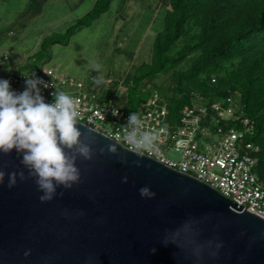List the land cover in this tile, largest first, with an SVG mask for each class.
<instances>
[{
  "label": "water",
  "instance_id": "water-1",
  "mask_svg": "<svg viewBox=\"0 0 264 264\" xmlns=\"http://www.w3.org/2000/svg\"><path fill=\"white\" fill-rule=\"evenodd\" d=\"M78 127L93 149L92 159L76 161L79 183L58 188L57 196L42 203L33 179L17 178L9 188L5 176L0 264H264V216L81 123ZM113 144L118 154L107 151ZM0 169L27 176L14 150L0 155ZM145 186L154 197H141Z\"/></svg>",
  "mask_w": 264,
  "mask_h": 264
},
{
  "label": "trees",
  "instance_id": "trees-1",
  "mask_svg": "<svg viewBox=\"0 0 264 264\" xmlns=\"http://www.w3.org/2000/svg\"><path fill=\"white\" fill-rule=\"evenodd\" d=\"M113 1L95 0L89 12L64 33L45 38L40 50L13 73L40 72L51 46L66 45L77 30L89 27ZM161 1L165 8L162 29L153 39L150 60L107 89H101L102 84L89 86L97 87L103 99L122 83L125 96L115 100L131 110L156 91L167 102L171 124L178 122L181 110L192 101L209 104L232 97L242 116L254 126L253 135L246 139L259 148L254 173L264 185V0ZM30 5L40 13V0H29ZM166 74L170 84L160 90L155 82ZM224 126L239 127L233 121Z\"/></svg>",
  "mask_w": 264,
  "mask_h": 264
},
{
  "label": "built area",
  "instance_id": "built-area-1",
  "mask_svg": "<svg viewBox=\"0 0 264 264\" xmlns=\"http://www.w3.org/2000/svg\"><path fill=\"white\" fill-rule=\"evenodd\" d=\"M6 60V55L0 58V79L8 80L13 90L23 91L25 76L31 73L8 72L3 66ZM35 75L50 85L41 89L48 103L53 101L51 94L55 90H62L66 85L75 88L71 96L77 101L81 112L79 123L130 151L132 149L124 139L128 131L125 126L130 113H137L143 121L142 130L159 136V150L146 152L145 156L209 185L248 212L264 216V185L254 173L257 163L255 154L259 148L246 139L253 135L254 126L242 116L240 107L232 97L209 104L192 101L190 106L181 110L178 122L171 124L167 102L156 91L139 103L135 110H131L120 105L112 95L101 99L99 89L89 86L94 79L83 91L80 82L76 83L68 76H56L49 69H41ZM227 121L238 122L239 127H225ZM167 150L180 153V160L175 162L168 159L165 154Z\"/></svg>",
  "mask_w": 264,
  "mask_h": 264
},
{
  "label": "rangeland",
  "instance_id": "rangeland-1",
  "mask_svg": "<svg viewBox=\"0 0 264 264\" xmlns=\"http://www.w3.org/2000/svg\"><path fill=\"white\" fill-rule=\"evenodd\" d=\"M40 1V13L36 14L34 5L29 8V0H0V58L7 56L3 63L8 72L37 53L45 38L64 33L95 3V0ZM163 6L161 0L113 1L89 27L77 30L66 45L51 46L45 52L42 69L80 82L83 91L101 74L100 88L111 87L139 64L150 60L153 39L162 29ZM93 63L103 65L101 73L92 69ZM155 84L160 90L168 86L169 74L160 76ZM74 90L68 85L62 87L69 95H74ZM111 95L123 98V84L119 83ZM165 154L175 162L181 158L180 153L173 150Z\"/></svg>",
  "mask_w": 264,
  "mask_h": 264
},
{
  "label": "clouds",
  "instance_id": "clouds-1",
  "mask_svg": "<svg viewBox=\"0 0 264 264\" xmlns=\"http://www.w3.org/2000/svg\"><path fill=\"white\" fill-rule=\"evenodd\" d=\"M102 68L100 63L92 64V69L98 73ZM25 77V87L21 92L13 90L8 80L0 79V155H10L14 150L23 169L27 170V176L23 170L6 174L0 169V185L6 175L9 188L15 186L17 178L20 181L33 179L37 190L42 193L39 200L43 203L57 196L58 188L70 189L80 182L76 161L78 158L92 159L93 149L82 139L84 134L78 127L81 112L77 101L68 93L55 90L51 94L53 101L48 103L41 89L50 85L35 73ZM94 83H103V75L97 76ZM142 124L139 115L133 112L125 126L128 131L124 139L138 157L159 150L158 134L143 131ZM99 151L103 153L104 148ZM107 151L118 154L115 144L109 145ZM121 162L126 163V160L122 158ZM139 193L145 198L155 196L147 186L140 188ZM59 195L62 196L63 192ZM215 247L219 249L220 245ZM151 251L155 252V249ZM201 251L197 249L195 255L199 257ZM211 255H216V252H211Z\"/></svg>",
  "mask_w": 264,
  "mask_h": 264
},
{
  "label": "crops",
  "instance_id": "crops-1",
  "mask_svg": "<svg viewBox=\"0 0 264 264\" xmlns=\"http://www.w3.org/2000/svg\"><path fill=\"white\" fill-rule=\"evenodd\" d=\"M3 66H4V63H3ZM17 67H18V66L13 67V69H10V70L14 71ZM4 68H5V67H4ZM5 69H6V68H5ZM6 70H8V69H6Z\"/></svg>",
  "mask_w": 264,
  "mask_h": 264
}]
</instances>
